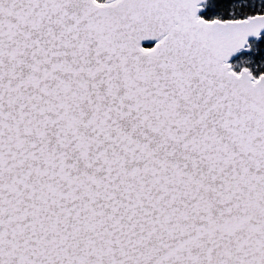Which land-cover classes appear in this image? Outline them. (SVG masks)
<instances>
[{"label":"snow or ice","instance_id":"1","mask_svg":"<svg viewBox=\"0 0 264 264\" xmlns=\"http://www.w3.org/2000/svg\"><path fill=\"white\" fill-rule=\"evenodd\" d=\"M0 264H264V0H0Z\"/></svg>","mask_w":264,"mask_h":264}]
</instances>
